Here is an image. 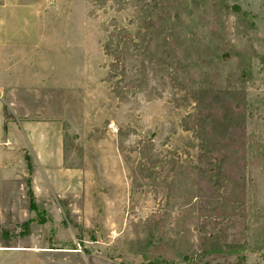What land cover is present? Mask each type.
<instances>
[{
  "label": "rangeland",
  "instance_id": "374dc122",
  "mask_svg": "<svg viewBox=\"0 0 264 264\" xmlns=\"http://www.w3.org/2000/svg\"><path fill=\"white\" fill-rule=\"evenodd\" d=\"M6 2L0 264H264V0Z\"/></svg>",
  "mask_w": 264,
  "mask_h": 264
},
{
  "label": "crops",
  "instance_id": "0c3cea01",
  "mask_svg": "<svg viewBox=\"0 0 264 264\" xmlns=\"http://www.w3.org/2000/svg\"><path fill=\"white\" fill-rule=\"evenodd\" d=\"M9 8H10V6H9ZM11 8H12V5H11ZM0 10H2V11H5V14H7V11H8V4H7V2L6 3H3V4H0ZM1 114V113H0ZM1 115H0V124H1ZM13 248H8V247H0V253L1 254H5V252L7 251V250H12Z\"/></svg>",
  "mask_w": 264,
  "mask_h": 264
}]
</instances>
